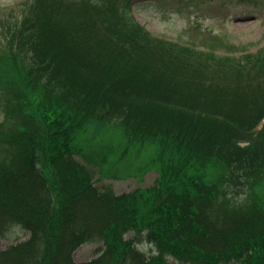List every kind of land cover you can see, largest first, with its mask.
<instances>
[{"label": "trees", "instance_id": "16d2710c", "mask_svg": "<svg viewBox=\"0 0 264 264\" xmlns=\"http://www.w3.org/2000/svg\"><path fill=\"white\" fill-rule=\"evenodd\" d=\"M131 14V0L0 10V239L30 233L0 264H77L94 241L83 264H264V49L223 55L211 33L202 51ZM124 141L158 176L117 194L78 156L103 180Z\"/></svg>", "mask_w": 264, "mask_h": 264}, {"label": "rangeland", "instance_id": "374dc122", "mask_svg": "<svg viewBox=\"0 0 264 264\" xmlns=\"http://www.w3.org/2000/svg\"><path fill=\"white\" fill-rule=\"evenodd\" d=\"M18 1L0 0V10L6 12ZM131 13L153 36L181 44H195L202 51L209 45L207 39L211 33L224 40L225 44L217 49L223 55L229 54L233 45L239 48V52L251 53H257L264 46V0H131ZM116 150L120 156L124 153V159L117 166L110 163L113 173L103 180L97 179L100 165L95 162L98 161L78 156L80 161L96 170L97 187L110 185L117 194H123L154 184L158 173L152 166L150 149L141 148L137 143L128 146L124 141ZM29 236L30 233L19 226L11 228L0 239V249L21 243ZM133 236L134 233H129L127 238ZM137 246L148 256L155 254L153 246L142 239L137 241ZM101 248L103 242L100 241L85 243L75 251L74 261L87 263L100 255ZM168 261L169 264H179L171 257Z\"/></svg>", "mask_w": 264, "mask_h": 264}]
</instances>
